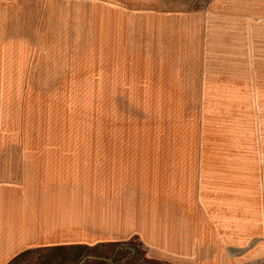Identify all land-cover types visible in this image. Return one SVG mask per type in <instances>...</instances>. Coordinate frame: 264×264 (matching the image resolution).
<instances>
[{
  "label": "rangeland",
  "instance_id": "obj_1",
  "mask_svg": "<svg viewBox=\"0 0 264 264\" xmlns=\"http://www.w3.org/2000/svg\"><path fill=\"white\" fill-rule=\"evenodd\" d=\"M174 8L0 1V233L17 218L55 226L10 264H185L200 247L264 264V53L229 51L243 95L206 115L217 23Z\"/></svg>",
  "mask_w": 264,
  "mask_h": 264
},
{
  "label": "crops",
  "instance_id": "obj_2",
  "mask_svg": "<svg viewBox=\"0 0 264 264\" xmlns=\"http://www.w3.org/2000/svg\"><path fill=\"white\" fill-rule=\"evenodd\" d=\"M190 2L191 0H146V5L151 6L153 10L157 9L161 11L166 10L167 7L170 6H181L182 8H174L177 9V11H185L182 14L183 16L180 17L194 16L195 20L201 21V19H203V16L205 14H208L209 21L217 23L216 27H210V24H208L205 34V42L208 45V52L206 53H210L209 62L211 64V69L209 70L207 75L208 77H215L217 78V80L208 82L206 80L207 76L203 69V74L206 77H204L203 82L200 84L201 87L198 92L201 94V101H205L206 103V105H204V110L211 109V112H205L206 115H218V113L224 112L229 114V100L231 98H233V100L238 99V96L243 95L239 94V92H233V90L229 88V51L232 53L243 52L245 50H243L241 47H243L244 45H252L253 47H255V51L264 53V0H205L204 2L200 0L199 2L193 0L191 3ZM191 4L196 5V9L191 12L186 11L185 7ZM214 5H216V7H214ZM170 10V8L167 9V11ZM178 12L180 13V11ZM0 20V37L2 38L3 36H8V32H6V30L9 29V21L6 22L3 18ZM198 28L199 34L197 33V25L194 26V30L196 31L197 35H200L199 37L200 39H202L200 24H198ZM213 30H221L223 32H220L219 35H215L213 34ZM223 36L228 38V40H225L224 43H222ZM198 44L199 42L197 41L196 43H194L192 51H195V45ZM223 55L225 56V61L221 62L222 65L220 67H224L226 71L218 72L220 62L219 59L222 58ZM215 59L218 61H216ZM215 66L216 70H212ZM233 67L234 66H232L231 68ZM245 90H248V85ZM215 102H217L219 108H213L216 106L214 104ZM215 109L219 110L214 112ZM262 152L264 154V147L262 148ZM37 172L39 175V170H37ZM36 174L37 173L34 170L35 177ZM244 190L246 192L250 191L249 188L230 189L229 194L236 193V196L239 199L240 197H243V194L241 193H243ZM256 192L259 197L264 193V191L262 192V190L260 189L256 190ZM12 193H14L13 190ZM239 200L243 203V200ZM230 201L231 200H229V203ZM235 202V204H240L239 201L236 200V198ZM40 210L41 209L37 208V206L35 205L33 214H40ZM13 217H15L14 214ZM2 221L3 220H0V224L2 223ZM45 224L46 225H42L41 222L32 221V223H30V225L27 227V224L23 225V223H21V218L8 221L7 227L8 229H10L8 235L12 238H8L9 241L7 242L3 239L4 236L2 237V234L0 233V264H10L15 259L14 257H18L30 250H33L29 247L30 245H26L32 242H37L40 238L43 237V235L47 236L46 233L48 231L55 228V226H52L48 222H45ZM247 241L248 240L246 239V241H242V243L245 244ZM60 247L64 246H55V248ZM201 249L202 248L200 247V249L195 251L193 255L187 254L186 256L185 254L183 256L184 258H181L182 261H185V264H234V261L231 259L228 260L227 257H224V262L221 261V259L217 258L219 257L217 252L210 253L209 255H205L204 253L205 256L202 257ZM48 260L56 262V260L52 258V254ZM243 260L244 259H242L241 261Z\"/></svg>",
  "mask_w": 264,
  "mask_h": 264
}]
</instances>
